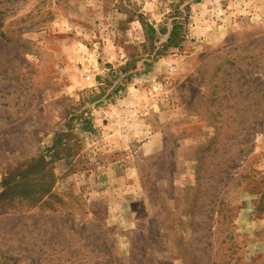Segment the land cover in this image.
<instances>
[{
    "label": "rangeland",
    "instance_id": "374dc122",
    "mask_svg": "<svg viewBox=\"0 0 264 264\" xmlns=\"http://www.w3.org/2000/svg\"><path fill=\"white\" fill-rule=\"evenodd\" d=\"M0 264H264V0H0Z\"/></svg>",
    "mask_w": 264,
    "mask_h": 264
},
{
    "label": "crops",
    "instance_id": "0c3cea01",
    "mask_svg": "<svg viewBox=\"0 0 264 264\" xmlns=\"http://www.w3.org/2000/svg\"><path fill=\"white\" fill-rule=\"evenodd\" d=\"M102 71L103 70L99 65L91 67V69H89V71H88V75H90L89 79L92 80V78H93V82H95V84H94L95 88L100 87V85L102 84V82H100V81L98 82L96 80V76L99 75Z\"/></svg>",
    "mask_w": 264,
    "mask_h": 264
},
{
    "label": "trees",
    "instance_id": "16d2710c",
    "mask_svg": "<svg viewBox=\"0 0 264 264\" xmlns=\"http://www.w3.org/2000/svg\"><path fill=\"white\" fill-rule=\"evenodd\" d=\"M151 32H153L154 31V28H150L149 29ZM177 31H178V27L176 26V25H174L173 26V28L171 29V32H170V37H169V42H170V45L171 46H178L179 45V42H175L174 41V38H175V35H176V33H177Z\"/></svg>",
    "mask_w": 264,
    "mask_h": 264
}]
</instances>
